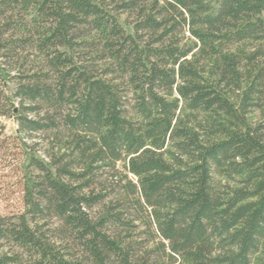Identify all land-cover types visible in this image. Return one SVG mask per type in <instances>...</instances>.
<instances>
[{
  "label": "trees",
  "instance_id": "16d2710c",
  "mask_svg": "<svg viewBox=\"0 0 264 264\" xmlns=\"http://www.w3.org/2000/svg\"><path fill=\"white\" fill-rule=\"evenodd\" d=\"M2 84L0 264H264V0H0Z\"/></svg>",
  "mask_w": 264,
  "mask_h": 264
},
{
  "label": "rangeland",
  "instance_id": "374dc122",
  "mask_svg": "<svg viewBox=\"0 0 264 264\" xmlns=\"http://www.w3.org/2000/svg\"><path fill=\"white\" fill-rule=\"evenodd\" d=\"M5 85L0 88L8 90V85ZM17 127L14 118L0 116V215L6 216L19 213L24 208L25 165L29 147L23 141L30 143V139L22 138Z\"/></svg>",
  "mask_w": 264,
  "mask_h": 264
}]
</instances>
